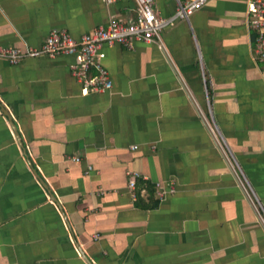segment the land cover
I'll list each match as a JSON object with an SVG mask.
<instances>
[{
	"label": "crops",
	"instance_id": "obj_1",
	"mask_svg": "<svg viewBox=\"0 0 264 264\" xmlns=\"http://www.w3.org/2000/svg\"><path fill=\"white\" fill-rule=\"evenodd\" d=\"M248 2L208 0L160 41L104 44L106 91L83 89L73 55L0 58V264H264ZM135 16V0H0V45Z\"/></svg>",
	"mask_w": 264,
	"mask_h": 264
},
{
	"label": "built area",
	"instance_id": "obj_2",
	"mask_svg": "<svg viewBox=\"0 0 264 264\" xmlns=\"http://www.w3.org/2000/svg\"><path fill=\"white\" fill-rule=\"evenodd\" d=\"M136 16L131 21L110 19L105 25H98L83 33L78 39L67 31L52 29L40 48H20L0 45V58L10 63H16L27 56L47 54L55 56L68 54L75 57L70 65L72 75L80 81L86 91H106L112 87L108 70L103 66L104 44H124L128 47L134 40L144 42L160 41L163 29L173 25L176 20H187L189 16L207 3L208 0H177L175 12L162 17L156 15L153 0H135ZM247 26L255 34V58L262 64L261 73L264 75V0H249L247 6ZM79 161V157H73ZM91 166L88 167V170ZM140 173L132 172L128 185L136 186ZM159 185V184H158ZM160 186V185H159ZM163 196L162 190L158 193Z\"/></svg>",
	"mask_w": 264,
	"mask_h": 264
}]
</instances>
